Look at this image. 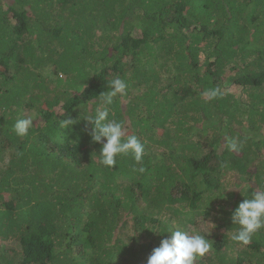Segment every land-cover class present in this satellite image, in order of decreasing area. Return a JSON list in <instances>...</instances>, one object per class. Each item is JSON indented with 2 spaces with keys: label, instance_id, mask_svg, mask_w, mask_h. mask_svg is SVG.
I'll return each instance as SVG.
<instances>
[{
  "label": "trees",
  "instance_id": "trees-1",
  "mask_svg": "<svg viewBox=\"0 0 264 264\" xmlns=\"http://www.w3.org/2000/svg\"><path fill=\"white\" fill-rule=\"evenodd\" d=\"M145 10L154 27L136 25ZM260 17L264 0H0V264H146L175 228L210 241L197 264H264V229L247 246L229 232L247 191L219 181L264 185ZM115 76L128 90L109 118L146 155L109 169L80 105ZM214 87L222 97L202 96ZM24 116L34 127L20 138Z\"/></svg>",
  "mask_w": 264,
  "mask_h": 264
},
{
  "label": "clouds",
  "instance_id": "clouds-1",
  "mask_svg": "<svg viewBox=\"0 0 264 264\" xmlns=\"http://www.w3.org/2000/svg\"><path fill=\"white\" fill-rule=\"evenodd\" d=\"M127 90V82L123 78L115 76L108 82L107 90L101 91L99 95L95 96L94 102L89 100L86 104L80 105L81 111L84 113V118L80 120L87 122L85 132L90 135L94 144L102 145L99 151L100 162L109 169H114L117 166L119 157L130 156L136 164L142 165L146 155L145 144L137 135L128 134L126 122L109 118L111 107L116 99L118 97L126 98ZM222 95L219 87L207 89L202 93V96L210 101L222 97ZM77 120L66 115L59 120V126L71 129L74 124L78 123ZM87 125L91 126L90 130ZM33 127V118L24 116L15 120L12 130L17 137L24 138L29 135ZM242 147L243 142L225 137L227 151L239 153ZM133 171L143 174L146 169L141 166L138 169L133 168ZM233 189L241 193L247 191V197H244L232 211L230 219L233 228L229 232H233L232 241L241 246H247L252 242L253 237L264 229V185L251 188L237 183L229 190ZM249 191H251L250 195ZM162 236L159 245L148 256L146 264H197V261L211 249L210 241L204 234H193L175 228Z\"/></svg>",
  "mask_w": 264,
  "mask_h": 264
},
{
  "label": "rangeland",
  "instance_id": "rangeland-1",
  "mask_svg": "<svg viewBox=\"0 0 264 264\" xmlns=\"http://www.w3.org/2000/svg\"><path fill=\"white\" fill-rule=\"evenodd\" d=\"M146 11V13H147V18H142L141 19V16L142 15H145V13H141V15H137L136 16V18H135V23H136V25H138L139 27H146V28H148V27H150L151 25H153V27H154V23L153 22H159L160 21V19H161V16H153V15H151V14H148V11L147 10H145ZM6 13H10V11L8 12V9H6ZM10 19H12V15H11V13H10ZM256 22H264V17H260ZM158 24V23H157ZM155 30V29H154ZM136 36L137 37H140V35H137L136 34ZM150 41H152V39L150 38V39H148L147 40V42L149 43ZM129 61V57H126L125 59H123V62H128ZM148 62V57L145 59V60H143V63L145 64V63H147ZM181 76H182V73L180 74V77H178L179 79L181 78ZM165 78H166V76H165ZM180 82V81H179ZM178 82V83H179ZM137 92H140V91H137ZM137 92H135V93H137ZM134 125H135V130H137V129H140V126H139V124H137V123H135L134 122ZM142 125L143 126H147V125H150L149 124V122L148 121H146V122H144V123H142ZM196 132H199V129H197V131ZM219 181H220V183H222L223 184V187H224V194H228V193H232V194H235L236 192H237V190H235V189H233V190H229L234 184H237V182L235 181V180H233V176H231L230 174H226V173H224L223 171L220 173V175H219ZM228 190V191H227ZM190 229H193L192 227L190 228Z\"/></svg>",
  "mask_w": 264,
  "mask_h": 264
}]
</instances>
